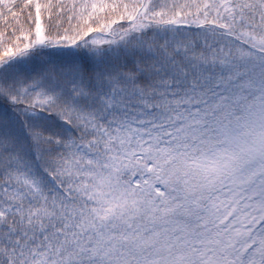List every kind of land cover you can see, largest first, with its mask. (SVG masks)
<instances>
[{"label": "snow or ice", "instance_id": "obj_1", "mask_svg": "<svg viewBox=\"0 0 264 264\" xmlns=\"http://www.w3.org/2000/svg\"><path fill=\"white\" fill-rule=\"evenodd\" d=\"M0 264H264V0H0Z\"/></svg>", "mask_w": 264, "mask_h": 264}]
</instances>
